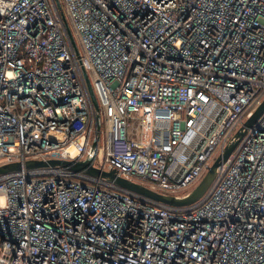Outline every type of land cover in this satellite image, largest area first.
<instances>
[{
    "label": "built area",
    "instance_id": "1",
    "mask_svg": "<svg viewBox=\"0 0 264 264\" xmlns=\"http://www.w3.org/2000/svg\"><path fill=\"white\" fill-rule=\"evenodd\" d=\"M86 76L99 104L93 103ZM264 0H0V264H264Z\"/></svg>",
    "mask_w": 264,
    "mask_h": 264
},
{
    "label": "water",
    "instance_id": "2",
    "mask_svg": "<svg viewBox=\"0 0 264 264\" xmlns=\"http://www.w3.org/2000/svg\"><path fill=\"white\" fill-rule=\"evenodd\" d=\"M86 79H87V83L89 86V90H90L91 97L95 105V108L99 110V104H98L97 98L95 96L93 88L91 87L89 83L87 76H86ZM263 113H264V101L256 109L252 117H250L243 124V126L236 132L232 141L225 148L224 152L216 158L213 165L208 169L207 173L204 175V177L199 182V184L189 194H187L184 197H175L171 195L161 194V193H158L156 191L149 189L148 187L142 184L132 182L122 177H119L115 170L102 171L96 168L93 165V162H94V158L97 153L98 141L100 138L99 115L97 116L96 136H95L92 146L89 149L88 155L85 160L83 161H66V160H60V159H51L49 161L32 160V161L26 162L25 167L27 169H34V168H42V167H48V166H52V167L64 166V167H68L69 169L75 172H84L94 177H100V178L109 180L116 186H119L135 194L147 197L163 205H167L170 207H186V206H190V205H193L199 202L203 198L209 186L212 184V182L216 178L222 165L230 158V156L232 155V153L238 146L240 140L245 135L247 129L252 127L255 124V122H257V120L262 116ZM21 167L22 165L20 163H11V164L0 166V175L6 174L9 172L19 171Z\"/></svg>",
    "mask_w": 264,
    "mask_h": 264
},
{
    "label": "rangeland",
    "instance_id": "3",
    "mask_svg": "<svg viewBox=\"0 0 264 264\" xmlns=\"http://www.w3.org/2000/svg\"><path fill=\"white\" fill-rule=\"evenodd\" d=\"M191 191H192V190H191ZM191 191L184 192V193H182L180 196H182V195H187V194H189Z\"/></svg>",
    "mask_w": 264,
    "mask_h": 264
}]
</instances>
